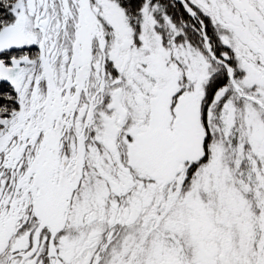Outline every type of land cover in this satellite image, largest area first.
<instances>
[{
    "label": "snow or ice",
    "instance_id": "1",
    "mask_svg": "<svg viewBox=\"0 0 264 264\" xmlns=\"http://www.w3.org/2000/svg\"><path fill=\"white\" fill-rule=\"evenodd\" d=\"M0 264H264V0H0Z\"/></svg>",
    "mask_w": 264,
    "mask_h": 264
}]
</instances>
